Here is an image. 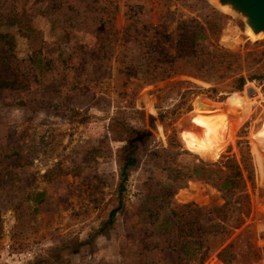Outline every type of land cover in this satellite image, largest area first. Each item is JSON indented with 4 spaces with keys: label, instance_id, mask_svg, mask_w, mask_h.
<instances>
[{
    "label": "rangeland",
    "instance_id": "rangeland-1",
    "mask_svg": "<svg viewBox=\"0 0 264 264\" xmlns=\"http://www.w3.org/2000/svg\"><path fill=\"white\" fill-rule=\"evenodd\" d=\"M189 28L207 37L178 59ZM0 80L20 86L0 88V264H178L171 210L215 215L225 197L189 180L163 202L154 153L181 166L242 151L250 216L204 264H227L241 232L232 264H264V34L232 4L0 0ZM128 152L139 162L121 193Z\"/></svg>",
    "mask_w": 264,
    "mask_h": 264
},
{
    "label": "trees",
    "instance_id": "trees-1",
    "mask_svg": "<svg viewBox=\"0 0 264 264\" xmlns=\"http://www.w3.org/2000/svg\"><path fill=\"white\" fill-rule=\"evenodd\" d=\"M228 17L222 18L226 20ZM222 27V25H221ZM206 39V31L203 29L189 28L184 31L183 41L178 50V59H185L188 55L201 46L198 43L199 38ZM209 40V38H208ZM208 45H213L208 41ZM215 56L220 59L228 52L219 44L213 45ZM222 67V63H216ZM200 70L204 66L199 67ZM238 88L246 83L244 77L237 80ZM19 89L16 81L8 82L0 80V88ZM131 148H133L131 146ZM155 157L163 158V169L169 174V184L166 185L165 193L161 196L162 201L173 197L174 192L187 186L189 180H198L209 184L219 190L225 197V204L219 208L215 215L201 214L197 208L192 205L176 206L166 218L170 221V226L175 227L177 233V244L173 247L177 253L178 264H204L211 255L222 248L234 235L241 229L251 213V199L248 191L247 180L244 172H248V179L252 181V175L249 168L247 154L242 151L241 164L235 158H228L224 164L221 163H192L187 165H171L172 157L166 152L154 153ZM171 160H170V159ZM174 161V160H173ZM136 153H129L124 159L122 169L121 193L125 190V181L128 179L129 171L138 165ZM123 209V203L117 209L113 210L110 217L115 218L118 212ZM165 219L162 221L161 228ZM242 232L227 244L218 254V257L227 264H232L236 255L233 251L236 242Z\"/></svg>",
    "mask_w": 264,
    "mask_h": 264
},
{
    "label": "water",
    "instance_id": "water-1",
    "mask_svg": "<svg viewBox=\"0 0 264 264\" xmlns=\"http://www.w3.org/2000/svg\"><path fill=\"white\" fill-rule=\"evenodd\" d=\"M222 4H232L238 15L245 19L256 33L264 34V0H219ZM250 97L256 95L252 87H248Z\"/></svg>",
    "mask_w": 264,
    "mask_h": 264
}]
</instances>
